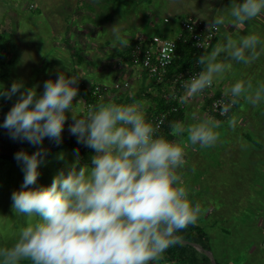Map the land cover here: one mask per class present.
<instances>
[{"label":"clouds","instance_id":"9594fccd","mask_svg":"<svg viewBox=\"0 0 264 264\" xmlns=\"http://www.w3.org/2000/svg\"><path fill=\"white\" fill-rule=\"evenodd\" d=\"M260 16L264 0H230L207 19L208 29H246ZM110 29L115 40L122 39L116 24ZM262 57L264 33L223 32L220 43L197 58L201 70L184 85L180 103L187 105L202 95L233 66H251ZM64 66L55 79L44 81L42 93L38 85L26 87L21 80L7 88L0 84V99L16 97L0 129L11 140L35 148L31 154L14 153L23 181L11 194V208L15 215L32 219L13 244L0 247V264H160L165 252L180 243L177 233L195 225L203 212L183 177L186 148H214L222 122L193 112L190 127L183 122L169 126L171 135L186 134L187 141L169 140L160 123L148 119L146 102L134 93L131 102L100 103L76 113L81 77ZM223 95L218 103L225 116L241 101L259 107L264 105V81L237 79ZM69 113L68 131L78 144L93 150L90 163L81 164L83 158L74 150L73 161L51 184L40 185L48 155L43 142H62ZM238 123L235 116L227 120L232 131Z\"/></svg>","mask_w":264,"mask_h":264},{"label":"crops","instance_id":"0c3cea01","mask_svg":"<svg viewBox=\"0 0 264 264\" xmlns=\"http://www.w3.org/2000/svg\"><path fill=\"white\" fill-rule=\"evenodd\" d=\"M175 2L181 7L177 0L172 2L168 0H152V2L151 0H0V37L8 46V50L2 53H5L6 61L0 67V84L7 88L13 81L21 80L26 87L38 85L37 92L42 93L44 81L49 78L55 79L58 71H65V63L71 66L75 75L81 77L76 98L81 101L74 109L76 113L81 109L87 110L81 96L83 90L88 91L95 86L108 88L107 93L100 97L103 103L131 102L134 93L135 99L146 102L147 117L150 120L161 110L162 101H166L172 107L180 108L179 97L184 91L177 92L174 97L170 86H158L159 84H156L140 65H134L129 60V49L139 33L159 34L174 39L180 22H175L169 16L160 17L159 12L163 9L158 5H164L165 8L166 5ZM117 3H124V6L118 7ZM176 13L180 14V11L177 9ZM164 18L169 19L171 25L162 24ZM115 24L121 29V40H115L111 35L110 28ZM225 31L221 30L217 34L212 46L206 52L220 43ZM124 83L128 86L124 87ZM232 83L226 81L224 77L223 80L213 84L212 93L216 96L223 95L224 89ZM115 84H119L120 88L114 89ZM206 94L207 90L189 104L199 109L201 108L199 103H202L201 110H207ZM15 100L16 97L12 100L0 99V105L6 102L14 103ZM177 114L176 119L173 118L170 123L185 124L189 118L188 111L179 109ZM234 115L235 112L230 117ZM71 123L69 113L62 133L63 137L70 133L68 127ZM169 136L170 140L177 142L187 141L186 134L183 137H175L170 132ZM226 137H229L226 138L228 142L235 143H228L222 150L218 149L221 146L219 142L214 148L202 149L198 146L186 148L183 177L192 199L200 202L203 209L196 224L202 223L205 214H209L210 218H206L208 228L204 230L199 226L208 236L209 246L218 236L217 230L223 234L229 231L223 227L222 218L214 217L217 209L222 208L221 213L235 210L232 200H237V196L234 197L236 193L228 192V189L255 190L262 188V183L264 184V158L258 150L249 147L258 146L259 137L255 138L249 134H230ZM245 141L252 143L248 145L242 143ZM43 144L45 149L50 146L47 139ZM92 151H89L90 155ZM58 153L63 154L64 160L69 156L73 157L70 150L63 148L53 150L49 158ZM238 200L239 204L235 205H240V209L235 212L239 215L237 217L235 215L234 218L230 216L228 223L252 232L255 216L249 211L258 202L251 201L249 197ZM227 204L230 205L229 208L227 206L230 211H224V206ZM209 208L211 212H207ZM218 215L220 216L219 211ZM237 220H242L244 223L239 225ZM220 243L223 244L220 252L226 254L225 243ZM210 252H213L212 248ZM247 252L251 254L252 250ZM221 258L224 264H232L229 258L223 255ZM217 262L221 264L218 260Z\"/></svg>","mask_w":264,"mask_h":264},{"label":"rangeland","instance_id":"374dc122","mask_svg":"<svg viewBox=\"0 0 264 264\" xmlns=\"http://www.w3.org/2000/svg\"><path fill=\"white\" fill-rule=\"evenodd\" d=\"M168 1L172 2L173 0ZM177 3H180L181 7H178L176 2L174 4L166 5L165 8L164 5H158L163 9L160 10L159 16L163 17L165 15L167 18L169 16L170 19H175L176 17L185 19L187 17H192L191 15H193L197 21L208 23L207 19L217 14L218 9L227 7L230 4V0H177ZM117 6H124V3H117ZM177 9L180 11V14L176 13ZM254 21V25L252 21L246 29L229 25L222 30H226L229 33H236L239 31L242 35H247L248 32L253 31L257 33H264V16L257 17ZM241 78H251L254 81H264V57H262L260 61L251 66L235 65L228 72V74L225 75L226 81L234 82L235 80ZM200 104L202 108L203 104L199 103V105ZM201 108L197 109L194 105L192 107L191 104H181L180 111H188L187 115L189 118L185 123V127H190L193 123L191 119V113L193 112L197 113L201 117L213 116L209 113L208 110H201ZM234 112V116L237 117L239 121L238 127L235 131H232L227 126V120L229 118L227 120L221 121L222 127L221 129H219V145L221 146L218 149H225V145H227L228 143H235L232 141L228 142L229 140H226V138H229L226 137L227 135L249 134L251 136H255V138H257L256 136L259 137L257 141L258 146L249 147L258 150V152H260L261 156L264 158V105H261L259 107H252L242 101L240 102V104H238V106L236 105L234 107L233 113ZM242 143L248 145L251 144L252 141H245ZM249 147L247 146V149ZM60 157L61 154L59 153L52 155L51 158L46 161L44 166L41 167V175L38 178V184L44 186L50 185L52 179L58 174V172L65 169L66 164H70L73 161L72 156H69L67 160L61 159ZM22 181L23 173L17 163L0 160V247H8L13 244L18 237L20 230L25 227L27 223L31 222L32 218L17 216L14 214L11 208V194L13 191L19 189ZM262 185V188L255 190L237 188L230 190L228 189V192L234 191L236 193L234 197L237 196V200H234L233 198V200L230 199L232 200V206L236 211L240 209V205H235L236 203L239 204L238 199L240 198L247 199L249 197L251 201L258 202V204H256L252 208V210L249 209V213L251 212L255 216L253 220L254 231L248 232L247 229L243 230L242 227H238V225L231 226V224L228 223L230 216L234 218L235 215L236 217L239 215L238 213L236 214L235 210H228L230 206H228V204L224 206V211L228 210L230 211V213H226L227 211L221 213L223 210L222 208L217 209L214 212V217L222 218L225 221H223V227H226V229L229 230L226 232L227 234H223L220 230H217L218 236L210 245V248H212L213 251L210 252L211 255L221 264H224V262H222L223 260H221L222 255L223 257L229 258L228 260L232 264H264V184L262 183ZM218 211L220 213V216L218 215ZM207 212H211L210 208ZM207 217H209V214L206 213L203 217V222L195 225L202 226V228H204L205 230L206 228H208L206 226ZM237 221L239 225L244 223L242 220ZM249 233L250 235H248ZM220 242L225 243L224 245L226 254H222L220 252L221 245H223ZM248 250H252L251 254L247 252ZM160 264L169 263L162 260Z\"/></svg>","mask_w":264,"mask_h":264},{"label":"trees","instance_id":"16d2710c","mask_svg":"<svg viewBox=\"0 0 264 264\" xmlns=\"http://www.w3.org/2000/svg\"><path fill=\"white\" fill-rule=\"evenodd\" d=\"M175 22L179 23L182 19L176 17L173 19ZM255 23V21H253ZM258 23V22H257ZM186 37H183L181 40H175L176 44V56L175 59L172 61L171 66L168 68L167 76L165 78V85H170L172 82V79L181 72L190 71L192 69V65L196 62L197 58L200 55L198 54L195 48L193 47L192 43L186 39ZM135 40V39H134ZM134 43L131 45L129 49V60L130 54L132 51V48L134 47ZM8 50L7 43L4 41L2 37H0V67L4 65L6 61L5 53L3 51ZM201 70V66H200ZM158 86H163L159 84ZM82 98L85 101L86 108L93 107L95 105H98L101 102L99 95L93 94V88L86 91L83 90L82 92ZM103 96V95H102ZM210 101L206 103V109L209 111L211 115H213L215 118H217L220 121L227 120L231 114L233 113V110L228 114V116L221 118L217 115L213 114L210 109ZM12 102H6L4 104L0 105V122L3 121L5 114L8 112V110L12 106ZM163 106L161 107V110L157 112V114L168 111L172 105L167 103L166 101H162ZM177 112L173 113L170 112L168 114V117L166 119L165 124L163 125L161 129V133L167 136V138L170 140L169 133L171 132L170 129V121H173V118L176 119ZM20 143V142H19ZM23 150L27 151L29 154H31L33 151H35V148L28 144L27 142L20 143ZM49 147L48 155L46 157V160L49 158L50 153L55 149H63L66 148L70 150L72 153H74V150H81L80 156L83 158L81 160V164L83 163H90L88 160V157L90 155L89 148L84 147L83 145H80L77 143L76 137L73 136L70 133H67L64 137L62 142L57 146L49 141ZM17 151H20L19 146L16 144V141H13L9 138V135L7 133V130L0 129V160L11 162V163H17L14 159V153ZM88 152V154H87ZM177 235L180 237V241L187 242V243H195L200 245L204 250L210 251V246L208 244V236L205 234V232L197 225H189L187 229L182 230L181 232L177 233ZM165 262L171 264H211L210 260L201 252H198L191 246H183L180 243L176 246H173L169 248L165 254L164 259ZM216 261V264H219Z\"/></svg>","mask_w":264,"mask_h":264},{"label":"built area","instance_id":"2783aa9c","mask_svg":"<svg viewBox=\"0 0 264 264\" xmlns=\"http://www.w3.org/2000/svg\"><path fill=\"white\" fill-rule=\"evenodd\" d=\"M162 24L169 26L171 25V22L169 19L164 18ZM217 34L218 33L214 29H208V23L199 22L194 17L183 18L178 25V30L174 39L162 37L159 34L147 35L145 33H139L135 37L134 47L132 48L130 54L131 62L134 65H140L156 84L165 85L164 82L167 76L168 68L171 66L172 61L176 56L175 40H181L183 37H186V39L192 43L198 54H204V52L212 46ZM198 71H200V65L195 62L190 71L178 73L172 79L171 84L168 86H170L169 88L172 90L174 97L177 92L184 91V85L189 81L191 76ZM123 86L127 87L128 84L124 83ZM113 88L119 89L120 85L115 84ZM212 90L213 85L207 89L206 94L208 101L211 102V112L218 117L224 118L226 116L221 112L223 105L218 103L224 99V95L216 96L212 93ZM107 91L108 88L102 86L93 87L94 95L102 96L106 94ZM165 99H167V97H165ZM179 109V107H171L168 111L157 114L153 119H151V121L154 123H160L161 132L168 114L170 112L175 113L179 111Z\"/></svg>","mask_w":264,"mask_h":264},{"label":"water","instance_id":"95a60500","mask_svg":"<svg viewBox=\"0 0 264 264\" xmlns=\"http://www.w3.org/2000/svg\"><path fill=\"white\" fill-rule=\"evenodd\" d=\"M0 118H2V117L0 116ZM16 144L19 146L20 150H23L19 142L16 141ZM180 244L183 245V246H191V247H193L198 252L203 253L210 260L211 264H216V261L213 258V256L211 255L210 251L204 250L200 245L195 244V243H187V242H183V241H180Z\"/></svg>","mask_w":264,"mask_h":264}]
</instances>
